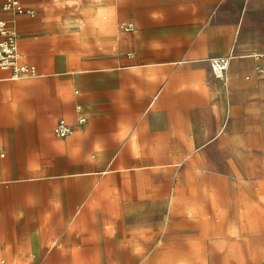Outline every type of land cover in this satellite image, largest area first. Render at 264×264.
I'll use <instances>...</instances> for the list:
<instances>
[{"label":"crops","instance_id":"1","mask_svg":"<svg viewBox=\"0 0 264 264\" xmlns=\"http://www.w3.org/2000/svg\"><path fill=\"white\" fill-rule=\"evenodd\" d=\"M19 1L35 15L0 0V21L18 30L21 61L35 64L39 75L16 79L0 67V256L29 252L25 264H85L94 260L82 257L185 254L191 229L187 235L176 221L175 197L196 173L178 161L221 154L224 139H233V158L237 139H257L262 63L250 79L252 62L235 57L228 106L222 92L215 105L204 72H168L175 58L159 59L155 45H144L141 62L130 65L138 70H122L128 61L116 56L110 23L90 37L88 18L74 17L61 0ZM203 26L158 25L157 35L144 37L179 39L185 62H199L208 41ZM243 30L242 43L264 49V34ZM62 119L72 127L65 138L55 131ZM45 139L62 150L56 168L33 163L51 159L40 147ZM63 139L72 144L67 156ZM210 139L218 141L207 145ZM218 243H211L216 253Z\"/></svg>","mask_w":264,"mask_h":264},{"label":"rangeland","instance_id":"2","mask_svg":"<svg viewBox=\"0 0 264 264\" xmlns=\"http://www.w3.org/2000/svg\"><path fill=\"white\" fill-rule=\"evenodd\" d=\"M66 1L61 0L58 4L70 8L74 17H79V13L88 7V13H82L84 19L88 18V27L84 34L90 37L100 35L104 25L111 24L110 36L115 44L116 56L128 61L127 69L122 70L129 72L138 70L137 67L130 65H136L137 61L141 62L144 45L150 46L151 50H153L151 46L155 45V54L159 59L175 58L174 61H167L170 62L168 72L177 74L189 71L204 72V89L207 88L210 93L216 95L215 105L218 103L217 94L222 92L225 105L228 106V96L233 91V84L229 79L227 86L218 82L212 66L214 57L226 56L232 52L247 63L251 61L252 67L247 73L250 79L256 78L257 61L264 67V56L260 58L251 56L252 48L242 43L245 25L246 34L252 31H257V37L264 34V0H208L214 3L213 8L209 10L204 6V0ZM222 6L227 8L222 10ZM229 12L236 16L227 15ZM84 19L80 20L81 25L86 22ZM241 21L243 26L240 27ZM124 22L132 24L133 28L130 30L123 28ZM170 24H195L198 27L204 25V35L208 39L207 46H204V61L185 62L183 53L185 47L178 42L179 39L170 42L168 39L157 37L156 42H153L147 41V37H144L147 31L157 35L156 26ZM236 38L239 41L234 47ZM120 65L122 64L117 63L112 66ZM258 82L264 86L261 80ZM260 113L261 109L258 108L257 118L260 117ZM262 125L257 129V139H237L233 158L230 151L233 139H224L226 142L222 143V146L226 150L221 154L193 159L184 156L178 161L183 162V166H191L196 173L195 176L185 177L184 185L177 191L175 197L176 221L182 224L187 235L189 224L191 229L192 240L187 241V249L182 250L186 252L185 254L82 257L94 260L85 264H107L111 260L124 264H264V125ZM68 140L63 139L66 156L68 149L72 147ZM49 141L50 139H45L40 147L43 154L50 156L51 159L35 160L34 165L48 168L59 166L62 150L57 149ZM217 141L218 139H210L207 145ZM231 161L234 163L233 166ZM67 162L74 161L67 159ZM184 209H187V212L182 211ZM214 238L219 240L217 245L221 249L219 252L231 249L236 254L226 256L213 251L211 243ZM27 253L29 252L13 256L1 255L0 259L6 258L2 264H25ZM17 259L19 260L16 261Z\"/></svg>","mask_w":264,"mask_h":264},{"label":"built area","instance_id":"3","mask_svg":"<svg viewBox=\"0 0 264 264\" xmlns=\"http://www.w3.org/2000/svg\"><path fill=\"white\" fill-rule=\"evenodd\" d=\"M8 6L12 7L19 13H29L35 15V11L27 9L19 0H10ZM132 25V24H131ZM124 22L122 27L130 30L132 26ZM0 32L4 37L0 40V67L10 69L12 77L16 79L35 77L39 75L38 67L35 64L24 63L21 61V52L19 49V33L18 30L7 25L4 21H0ZM230 65L228 56H217L212 59V66L215 75L220 77ZM256 72L262 77L264 82V67L262 64L256 65ZM221 74V75H220ZM72 132L70 124L62 119L56 126V134L65 138Z\"/></svg>","mask_w":264,"mask_h":264},{"label":"bare ground","instance_id":"4","mask_svg":"<svg viewBox=\"0 0 264 264\" xmlns=\"http://www.w3.org/2000/svg\"><path fill=\"white\" fill-rule=\"evenodd\" d=\"M87 12H88V8H84L82 10V13H87ZM242 25H243V21H241V26ZM251 55L258 56V57L264 56V50L263 49H259V48H255V49L252 50ZM227 56L229 57V59L231 61L229 67L226 69V71L222 75L220 74L221 75L220 77L216 76V79H218V82L221 83L224 86L228 85L227 79H228L229 75L232 73V71H234L236 69L237 65H238L237 61L233 62V59L235 57H237V55L235 53L231 52ZM232 92L229 95H232ZM232 99H233V97H231V99H230V104H232V102H233ZM65 162L67 163L66 159H65ZM231 164L234 165L233 162H231ZM67 167H70V166L68 165ZM236 172H237V174H240L239 171H236ZM219 253H221L223 255H226V256L230 255V254H228L227 252H224V251H220ZM5 261H6V259H4V258L0 259V263H4Z\"/></svg>","mask_w":264,"mask_h":264}]
</instances>
